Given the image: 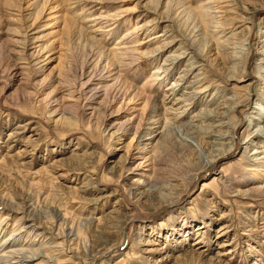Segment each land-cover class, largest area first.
Masks as SVG:
<instances>
[{
	"label": "rangeland",
	"instance_id": "374dc122",
	"mask_svg": "<svg viewBox=\"0 0 264 264\" xmlns=\"http://www.w3.org/2000/svg\"><path fill=\"white\" fill-rule=\"evenodd\" d=\"M262 67L264 0H0V200L72 230L74 264H264ZM88 85L98 95L68 102ZM166 95L191 96L174 109L187 105L192 127L162 120L150 152L125 166L129 148L151 143L137 125L148 135L173 117L154 107ZM202 111L216 113L198 121ZM10 213L0 205V246Z\"/></svg>",
	"mask_w": 264,
	"mask_h": 264
},
{
	"label": "bare ground",
	"instance_id": "6f19581e",
	"mask_svg": "<svg viewBox=\"0 0 264 264\" xmlns=\"http://www.w3.org/2000/svg\"><path fill=\"white\" fill-rule=\"evenodd\" d=\"M253 10V9H252ZM249 11V10H248ZM246 13V12H245ZM257 13V10L256 9H254L253 11H249L248 12V14L250 15H255ZM254 18V17H253ZM102 19H104V18H101V17H96L95 19H93V21H90V22H99V24L101 23V20ZM249 19V18H248ZM138 29V28H137ZM136 31V30H135ZM99 32H103V30L102 29H98L95 33H99ZM136 33V32H135ZM124 40L126 39L125 38V36L124 37H122ZM91 39H94V37L93 38H91ZM92 41H96L97 42V40H92ZM122 41V40H121ZM98 43V42H97ZM116 49V48H115ZM124 49H126V48H124ZM125 51V50H124ZM155 51H158V49H156ZM153 53H156V52H153ZM188 52H184V55H188L187 54ZM127 54V53H126ZM125 54V55H126ZM148 54H150V53H148ZM147 54V55H148ZM182 54V53H181ZM114 55V57H116L117 58V56H119V55H122V54H120V53H114L113 54ZM146 55V54H145ZM183 55V56H184ZM152 58V57H151ZM180 57H178V56H173V57H168V60H166V61H168L169 63L172 61V60H177V59H179ZM155 58L153 57L151 60L153 61ZM150 60V59H149ZM180 61V60H179ZM168 65H165L164 64V68H163V70H160V69H162V68H160L159 69V71L157 70L156 72H155V75L153 76V81L156 79V80H159V79H161V76L162 75H166L167 74V70H165V69H167L166 67H167ZM173 66V65H172ZM192 67V66H191ZM262 69L264 70V67H262ZM168 75V74H167ZM184 78V77H183ZM65 83H67V82H63V85L65 84ZM96 84V83H95ZM193 84H194V82H193ZM92 85V84H91ZM180 85L178 84V83H174L171 87H168L167 89H171V91H177V89H178V87H179ZM63 88H66V87H69L68 86V83L66 84V85H64V86H62ZM83 87V86H82ZM84 89L82 90V92L81 93H72V91H71V94H69L68 95V97H70V99L68 100V102L69 103H74V104H76V103H79L80 101H81V98L82 97H94V96H96V95H98V92H99V90H97V89H94L92 86H90V85H88V87H83ZM137 94V93H136ZM184 95H187V93H185ZM136 96V95H135ZM65 97V96H64ZM143 97L145 98V105H144V110L145 111H143L141 114H142V116H144L146 113V111L150 108V107H152V97L153 96H151V93L150 92H147V89L144 91V95H143ZM64 99V98H63ZM83 100V99H82ZM189 101H191V96L189 95V96H187V97H182V98H177V99H172V96H168V95H166V96H164V98H163V100L161 101V103H159V106L158 105H155L154 107H155V109H160V110H164L165 112H164V114L166 113H168L169 115H172L173 117L169 120V119H167L166 117H165V115L162 117V118H160V119H155L152 123H151V126L149 127V131L147 130V134L148 135H142V133H141V130H142V126H143V124H139V125H137V131H136V133H135V138H137L138 140L139 139H144V137L145 136H150L147 140L148 141H151V143H149V144H146L145 146H144V143H142V144H138L137 145V149H138V153L137 154H133L132 153V149L131 148H129V150H128V152L126 153V158H125V161H124V164H125V166H130V165H132L133 163H134V161H135V159H140L141 158V155L142 154H146V153H148V152H150L149 150H148V145H152V143L155 141V139L156 138H158V136L159 135H162L161 133L162 132H160V133H158L159 131V129H160V126L158 127H156V126H154V125H161V124H163L162 123V120H164L165 122H166V125H165V128L167 127L168 128V126H167V123H172L173 125V130H178V132H181V130H185V129H188V128H191L192 127V124H187V123H183V120H184V118L186 117V111H187V105L186 106H184V107H186V108H184V107H181L180 109H178V110H182V111H177V110H175L174 109V107L175 106H177V105H179V104H181L182 102H189ZM81 103V102H80ZM184 103V104H185ZM170 104V107H168V105ZM183 104V105H184ZM190 105V104H189ZM224 107H226V106H224ZM227 107H229V106H227ZM151 109V108H150ZM177 111V112H176ZM203 112L204 111H202V112H200V114H198L195 118H197V120H198V118H200V120H207V119H212L213 117H214V114L216 113H214V114H212V112L211 111H209L207 114H203ZM219 113V112H218ZM141 114H139L138 115V118H139V116L141 115ZM218 115L219 114H217L216 116L218 117ZM222 115V114H221ZM142 116H141V118H142ZM143 119H144V117H143ZM143 119H141V120H143ZM223 119H225V118H223ZM132 120V119H131ZM140 120V121H141ZM222 120V119H221ZM173 121V122H172ZM199 121V120H198ZM132 122V121H131ZM30 122H28V124H29ZM141 123H142V121H141ZM220 124V123H219ZM118 125V124H117ZM120 125V124H119ZM214 125V124H213ZM226 125H230V124H220V125H218L217 124V126L216 127H218V128H222V127H225ZM170 126V125H169ZM171 127V126H170ZM193 127H197V126H193ZM215 127V128H216ZM116 127H114V128H112V130L113 129H115ZM164 128V129H165ZM172 128V127H171ZM198 128V127H197ZM155 129H157L156 131H155ZM211 129H213L212 127H211ZM263 129H264V127H263ZM125 129H124V127H122V126H119L116 130H115V132H114V134H112L111 136H110V138H113V137H115L116 135H119L120 133H122L123 135H124V133H125V131H124ZM129 130V129H128ZM260 130V129H259ZM262 130V129H261ZM151 131V132H150ZM166 131V130H165ZM163 132V133H166L167 134V132ZM167 131H168V129H167ZM215 131H217V130H215ZM154 132L156 133V134H154ZM206 132V131H205ZM219 132V131H218ZM216 133V134H211V132H210V135H216L215 137H217L216 138V140H224L225 139V143L224 144H228V142L226 143V140H228V138L230 137H233V136H227V134H225V133ZM170 133V132H169ZM203 133H204V131H203ZM206 133H208V132H206ZM166 134H163V136L164 135H166ZM207 137H210V136H208L207 135ZM121 137H119V139H120ZM164 139V138H163ZM146 140V141H147ZM162 140V139H161ZM232 140V139H231ZM167 141V140H166ZM134 142V141H133ZM213 144L214 143H217L216 141H213L212 142ZM221 143V142H220ZM231 143H232V141H231ZM245 143H247V142H245ZM154 144V143H153ZM189 144V143H188ZM144 146V147H142V149H141V146ZM160 146V145H159ZM158 146V147H159ZM161 146H163V145H161ZM167 146V145H166ZM152 148V147H151ZM162 149H163V147H162ZM227 150H229V149H227ZM227 150H225L224 151V154H227V153H225V152H227ZM156 151H154V153H155ZM154 153H153V155H154ZM255 153H264V152H255ZM224 154H223V152L222 153H220L219 155H218V157L220 156V155H223L224 156ZM148 158H150V157H148ZM146 159L144 162H142V163H139V164H137L135 167H134V169H143L144 170V166H145V164H146V162H149V161H151V158L150 159ZM216 158H217V155H216ZM213 159V158H212ZM215 160L216 159H214V160H212V161H209L208 163H205L206 164V166L203 164V166H205V167H207V168H209V169H211V168H213V166H214V163H215ZM148 167V166H147ZM149 170H147L146 172H148ZM147 174V175H146ZM142 178H146L147 179V184H146V187H150V189L149 190H151L152 189V187H153V185H155L156 186V183H154L155 181V173L153 172V175L150 177L149 176V174L148 173H143L142 174V176H141ZM186 179V178H185ZM176 180V179H175ZM178 180V179H177ZM176 180V181H177ZM154 183V184H153ZM185 183V182H184ZM181 184V183H180ZM142 184H141V182L139 181V182H137V186L135 187V188H137V189H140V188H143V186H141ZM154 186V187H155ZM145 190V189H144ZM146 193V192H145ZM148 193V192H147ZM153 194H154V192H153ZM148 197V196H147ZM149 198H150V196H149ZM4 201H2V200H0V205L1 206H4V209H8L9 210V212H11L9 215H8V217L7 218H4L3 219V221H2V223H4L5 222V219H10V217L11 218H13V217H16V223H15V225H14V230H12V234L9 236V238L7 239H5L4 241H3V244L0 246V264H67V263H71V264H74L75 262V260H73V259H75V258H77V256H76V254L74 253V251L71 249V247L70 246H68L67 244H66V242H67V239H69L70 240V242L72 243L73 241H74V239H73V237H74V235L75 234H72V230L70 231V232H68L67 234H65V233H61V231L59 232L58 230H57V228L55 227V225H52L51 227H45V226H42V224H40V223H38L37 221L38 220H36L35 219V216H32L31 215V212L29 211L28 213H26V214H24V212L22 211V210H18V209H15V208H13L12 206L10 207V206H6L5 205V202L3 203ZM133 206V205H132ZM10 207V208H9ZM30 210V209H29ZM34 210V209H33ZM22 211V212H21ZM26 212V211H25ZM62 214H60V213H56V219L58 220V222H62V216H61ZM123 215V214H122ZM10 216V217H9ZM63 217L65 218V215H63ZM136 218V217H135ZM26 221H29V223H26ZM130 221H132V222H134V219L133 220H130ZM23 222H25L26 224H24L23 226H22V224H19V223H23ZM60 222V223H61ZM59 223V224H60ZM8 224V223H7ZM115 224V223H114ZM119 224V223H118ZM58 226H60V225H58ZM109 226V225H108ZM111 226V225H110ZM114 227V226H113ZM55 228V229H54ZM105 228H107V226L105 227ZM229 228V226H225V228H221L220 230H219V233L221 234V236L222 235H225L226 233H228L227 232V229ZM58 229H59V227H58ZM109 229V228H108ZM39 231V232H38ZM36 233L37 232V234H36V236H35V238L33 239V240H27V239H25L24 237L26 236V235H30V234H33V233ZM64 232V231H63ZM115 232V231H114ZM118 232V231H117ZM109 234V233H108ZM120 233H118V235H119ZM32 237V236H31ZM29 238V237H28ZM69 242V243H70ZM230 253V252H229ZM232 253V252H231ZM224 255V254H223ZM66 257H68L65 261L63 260V259H65ZM65 262V263H64ZM77 262H78V260H77ZM77 264H81V263H77Z\"/></svg>",
	"mask_w": 264,
	"mask_h": 264
}]
</instances>
